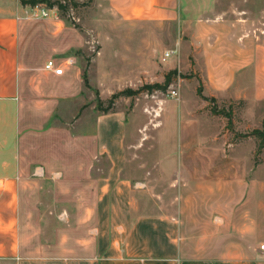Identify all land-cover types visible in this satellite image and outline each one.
I'll return each instance as SVG.
<instances>
[{
  "label": "crops",
  "instance_id": "crops-1",
  "mask_svg": "<svg viewBox=\"0 0 264 264\" xmlns=\"http://www.w3.org/2000/svg\"><path fill=\"white\" fill-rule=\"evenodd\" d=\"M104 1L122 24L179 26L180 54L170 68L180 61V71L194 72L197 100L208 101L201 87L208 99L264 105V0ZM31 11L20 0H0V264H264L258 201L243 208L253 180L234 194L227 169L215 177L205 163L194 173L188 167L184 183L202 192H182L170 211L145 212L123 177V112L98 115L83 132L48 126L62 97L39 98L38 90L66 93L56 84L72 87L73 64L57 76L31 58H55L71 46H51L54 33L36 30ZM50 14L48 25L62 23ZM27 84L36 89L32 100L23 96ZM206 128L203 148L213 142ZM243 145L249 150L234 162L252 163L257 139L236 143Z\"/></svg>",
  "mask_w": 264,
  "mask_h": 264
},
{
  "label": "rangeland",
  "instance_id": "rangeland-1",
  "mask_svg": "<svg viewBox=\"0 0 264 264\" xmlns=\"http://www.w3.org/2000/svg\"><path fill=\"white\" fill-rule=\"evenodd\" d=\"M64 1L67 10L53 9L62 22L59 25L50 26L45 18L35 16L34 7L30 18L36 30L54 33L49 40L51 46L66 49L71 46L62 55L53 57L75 59L73 66L67 68V77L75 79L72 87L56 84L57 89L66 93L49 96L38 90L39 98L62 97L48 126L59 125L83 132L95 126L98 115L123 112L126 118L123 177L134 184L137 203L145 212L156 210L160 205L170 211L178 207L182 192L201 193L202 190L192 189L183 179L190 175L188 167L192 172L198 168L202 171L205 163L210 170L206 175L216 177L226 169L231 172L235 179L231 185L234 194L240 193V187L244 192L253 180L254 190L249 191L252 195L243 208H255L258 201L259 218L264 221V149L261 154H253L252 163L246 158L243 163L234 162L239 153L249 150L244 145L236 147L242 141L239 136L264 128V105L250 108L243 101L197 100L200 83L194 79V72L180 71V61L175 68H170L180 54L177 24H122L110 15L104 0ZM40 8L48 7L43 4ZM173 48L177 53L163 62V53ZM49 58L48 55L32 57V66H44ZM170 73H173L171 83L166 90L144 89L147 85H164ZM127 89L138 93L112 100L114 95ZM172 89L179 91V98L171 97ZM32 91L36 89L27 84L23 93L25 100L34 98ZM206 127L214 135L213 142L203 148L198 143L206 139ZM99 163H103L102 169L108 168L105 158ZM231 203L237 204V201Z\"/></svg>",
  "mask_w": 264,
  "mask_h": 264
},
{
  "label": "trees",
  "instance_id": "trees-1",
  "mask_svg": "<svg viewBox=\"0 0 264 264\" xmlns=\"http://www.w3.org/2000/svg\"><path fill=\"white\" fill-rule=\"evenodd\" d=\"M21 4L23 6H32L35 7L39 4H46V6L50 9L56 8L59 12H63L68 9V5L66 1L64 0H20ZM76 5L77 3L74 2ZM173 73H170L166 77V81L164 85L161 84H155V85H147L144 87V89H147L149 92H153L154 90H166L167 86L171 83V76ZM138 91H134L132 89H127L125 91H122L116 95L113 96L114 100L115 98H118L120 96H133L137 94ZM198 95L202 97L204 100H209L207 97L203 96L202 88H198ZM248 136L255 137L257 139V154H261L264 149V128L263 129H255L252 133L246 134V135H240L241 140L245 139Z\"/></svg>",
  "mask_w": 264,
  "mask_h": 264
},
{
  "label": "built area",
  "instance_id": "built-area-1",
  "mask_svg": "<svg viewBox=\"0 0 264 264\" xmlns=\"http://www.w3.org/2000/svg\"><path fill=\"white\" fill-rule=\"evenodd\" d=\"M43 4H39L34 7V15L40 16L43 18H48L50 16V9L48 8H40ZM177 53V50L171 49L164 53L163 61H166L168 58ZM73 64V60L71 58L61 59V58H50L44 64V70L46 72L52 73L57 76H62L65 74V67L67 65ZM171 97L179 98V91L176 89H172L170 91ZM261 249L264 250V244L261 245Z\"/></svg>",
  "mask_w": 264,
  "mask_h": 264
}]
</instances>
